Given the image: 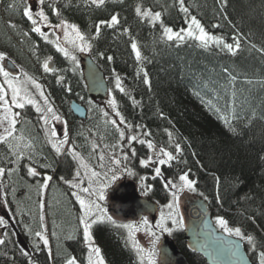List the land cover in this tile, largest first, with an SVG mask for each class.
Segmentation results:
<instances>
[{
    "label": "trees",
    "instance_id": "16d2710c",
    "mask_svg": "<svg viewBox=\"0 0 264 264\" xmlns=\"http://www.w3.org/2000/svg\"><path fill=\"white\" fill-rule=\"evenodd\" d=\"M41 1L50 24L77 26L106 74L107 100L115 103L127 128L150 145L136 142L128 152L127 161L140 170V176H127L122 163L110 171L113 183L125 177L138 183L142 174L149 173L141 193L164 203L169 197L167 181L186 175L195 183L192 192L207 200L214 220L222 218L237 229L251 261L260 264L264 257V0ZM28 2L0 0V49L29 61L52 102L66 114L71 144L98 167L100 145L90 131L89 110L87 118L80 119L71 103L76 100L90 107L106 99L91 98L81 67L34 30L26 14ZM190 17L220 41L205 44L167 35L168 30L185 29ZM156 151L173 157L161 166V176H152V168L143 164ZM74 171L71 156L61 155L48 142L37 110L31 105L22 109L14 137L0 141L4 199L0 264H67L71 257L88 264L78 204L67 184ZM47 175L51 181L45 207L55 231L50 247L40 236L38 211ZM127 224L110 218L95 222L90 231L108 264H148ZM72 231L74 235L68 236ZM172 237L193 264H208L187 246L183 226Z\"/></svg>",
    "mask_w": 264,
    "mask_h": 264
},
{
    "label": "rangeland",
    "instance_id": "374dc122",
    "mask_svg": "<svg viewBox=\"0 0 264 264\" xmlns=\"http://www.w3.org/2000/svg\"><path fill=\"white\" fill-rule=\"evenodd\" d=\"M101 2L103 0H91ZM41 0H29L26 14L33 23L34 30L45 39L51 41L64 56L81 67L79 55L89 52V44L79 32L76 25L69 22L50 24L41 8ZM170 38L184 39L195 38L205 44L219 42L220 39L207 33L201 24L193 18L188 19V25L181 31L168 30ZM6 58L12 59L20 68L16 76L9 74L3 67ZM20 54L0 49V141L14 137L16 126L19 122L22 109L33 106L41 116L46 137L50 145L61 155L68 154L74 160L75 171L67 181L71 187L74 198L78 204L79 223L84 230L85 244L88 250V264H108L101 247L94 241L90 227L97 221L110 219L106 201L107 190L113 183V171L118 165H123L127 176H140L139 169L127 161L128 152L133 150L136 142H144L149 148L146 138L140 133H133L127 128L125 121L119 115L116 105L109 100H96L88 107L89 116L93 126L90 131L100 145L98 159L101 164L95 167L81 155L70 142V123L66 114L51 100L43 84L36 78L29 65ZM47 66V62L44 64ZM93 124V125H92ZM18 139V137H16ZM21 140V138H20ZM152 155L144 160V166H149L155 174L161 176V166L168 164L173 157L168 153L151 152ZM110 157V159H108ZM119 159H124L118 163ZM150 175V176H151ZM137 176V177H138ZM149 173L142 174L139 183L141 187L147 184ZM163 176V175H162ZM140 178V177H139ZM51 181L50 176H45L42 190V200L38 204L41 214L43 231L40 233L46 246L52 244L51 238L55 231L50 227L46 214V194ZM169 197L164 203L159 204V215L155 221L144 216L140 222H129L127 230L139 254L148 264H159L158 242L164 235H171L183 226L182 217L178 208V198L183 191H195V183L186 175L176 181H167ZM3 196L0 193V211L4 209ZM217 226L228 234L241 237L240 232L231 228L222 218L215 220ZM0 229L3 226L0 225ZM75 232H68L73 236ZM71 262V263H70ZM67 264H79L76 258L71 257ZM264 264V257L261 263Z\"/></svg>",
    "mask_w": 264,
    "mask_h": 264
},
{
    "label": "water",
    "instance_id": "95a60500",
    "mask_svg": "<svg viewBox=\"0 0 264 264\" xmlns=\"http://www.w3.org/2000/svg\"><path fill=\"white\" fill-rule=\"evenodd\" d=\"M87 93L91 98L110 96V85L104 70L92 55H79ZM11 75L20 73L18 65L10 58L3 63ZM73 114L86 119L88 109L73 100ZM106 201L109 215L118 223L140 222L144 216L155 221L159 215V204L139 192L138 183L129 177L116 180L107 190ZM185 240L192 251L201 254L208 264H254L245 247L244 240L219 229L206 199L192 191H183L178 198ZM2 230L0 229V235ZM159 264H193L170 235L158 242Z\"/></svg>",
    "mask_w": 264,
    "mask_h": 264
},
{
    "label": "crops",
    "instance_id": "0c3cea01",
    "mask_svg": "<svg viewBox=\"0 0 264 264\" xmlns=\"http://www.w3.org/2000/svg\"><path fill=\"white\" fill-rule=\"evenodd\" d=\"M71 263V262H70Z\"/></svg>",
    "mask_w": 264,
    "mask_h": 264
}]
</instances>
